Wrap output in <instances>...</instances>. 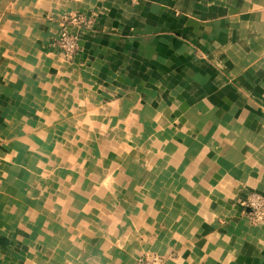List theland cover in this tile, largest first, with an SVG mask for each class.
<instances>
[{
  "label": "crops",
  "instance_id": "0c3cea01",
  "mask_svg": "<svg viewBox=\"0 0 264 264\" xmlns=\"http://www.w3.org/2000/svg\"><path fill=\"white\" fill-rule=\"evenodd\" d=\"M253 190L264 0H0V264H264Z\"/></svg>",
  "mask_w": 264,
  "mask_h": 264
},
{
  "label": "built area",
  "instance_id": "2783aa9c",
  "mask_svg": "<svg viewBox=\"0 0 264 264\" xmlns=\"http://www.w3.org/2000/svg\"><path fill=\"white\" fill-rule=\"evenodd\" d=\"M70 22L81 26L87 25L90 21L86 16L72 14L67 19V23ZM55 44L65 58L72 59L80 48V35L64 29ZM244 207L248 211L252 222L256 224L264 223V192L250 191L244 200ZM140 264H166V261L157 254H146L140 259Z\"/></svg>",
  "mask_w": 264,
  "mask_h": 264
}]
</instances>
